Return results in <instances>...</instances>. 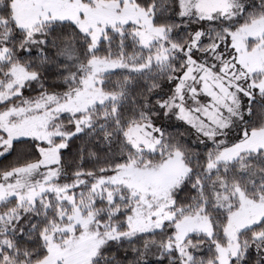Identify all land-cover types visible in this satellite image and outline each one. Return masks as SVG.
I'll return each instance as SVG.
<instances>
[{"label": "snow or ice", "instance_id": "1", "mask_svg": "<svg viewBox=\"0 0 264 264\" xmlns=\"http://www.w3.org/2000/svg\"><path fill=\"white\" fill-rule=\"evenodd\" d=\"M0 264H264V0H0Z\"/></svg>", "mask_w": 264, "mask_h": 264}]
</instances>
